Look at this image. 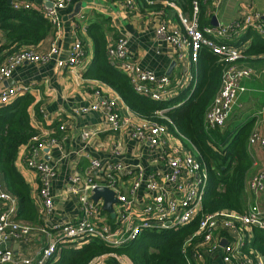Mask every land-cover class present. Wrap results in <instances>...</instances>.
Wrapping results in <instances>:
<instances>
[{"label":"built area","instance_id":"1","mask_svg":"<svg viewBox=\"0 0 264 264\" xmlns=\"http://www.w3.org/2000/svg\"><path fill=\"white\" fill-rule=\"evenodd\" d=\"M40 11L44 17L55 27L61 24L60 11L65 9L69 0H39ZM127 8L134 7L133 0H123ZM149 2H152L148 0ZM209 0H204L207 2ZM178 11L182 31H171L166 21L159 23L155 30L157 37H161L179 52L190 49L191 62L197 63L202 48H208L218 55L224 62L221 73V83L213 101L205 113L206 127H223L238 95L245 91L242 81L251 78L256 71L244 67L239 61L244 57L241 49L228 44L225 40L231 38L241 27L254 24L264 36V12H254L243 20H238L231 25L218 24L217 26H201L199 21L200 4L195 1L191 14L183 13L174 3H166ZM14 9H33L29 0H12ZM108 56L115 65L120 67L130 78L134 90L151 99L162 101L171 93L172 79L168 75H158L152 70L144 69L130 58L128 40L118 37L108 45ZM59 48L56 44L43 53L36 49H22L8 56L0 65V104H6L19 92L18 89L5 86L3 81L11 78L18 66L24 64L46 63L55 60L60 67L74 66L81 62L84 55L83 45L77 41L68 58H59ZM264 74V68L262 69ZM27 89V87L21 90ZM96 103L77 109L79 113L102 111L106 123L114 131L130 128L133 138L143 140L153 150H159L158 158H166L170 166L168 172H150L143 175L135 174L130 165L115 163L104 166L98 159L91 160V170L85 177L75 174L70 179V190L78 196L80 208L83 213L81 219L75 222H63L48 230V243L42 249L40 257L35 264H51L61 249L67 243L79 246L82 241L99 239L113 247L126 246L137 240L147 231H162L179 229L197 217L198 229L192 234L202 237L204 248L194 249L188 253L191 239L185 241L182 253L187 259V264H196L205 253L213 252L221 247V242L227 240L223 248L222 259L225 264H264V256L249 254L244 247L249 239L247 232L253 227L264 229V210L258 205H252L242 214H231L222 211L203 212V199L208 190L210 172L209 167L200 159V153L192 142L177 132L179 138L188 139L193 147V153H183L180 148L172 147L169 143L170 130L156 120L141 118L134 120L122 115L116 99L100 94ZM165 110H158L156 114L165 117ZM264 120V109L262 110ZM172 123V121L170 120ZM89 133L84 132L83 138H88ZM34 145L27 157L28 168L35 170L39 179V196L42 202L40 214L48 217L54 209V195L52 182L56 174L55 166L41 158V151L47 145L56 142L50 141L40 135L33 137ZM250 145H259L264 151V134L256 131L249 136ZM103 169L105 176L99 182L93 171ZM135 174L130 196L119 192V174ZM251 189L259 194L264 191V173L255 175L250 182ZM98 187L112 189L117 198V219L114 224L96 222L101 207L90 200V196ZM142 187L146 190L143 204L138 208L131 206L136 193ZM130 197H132L130 199ZM17 198L3 189L0 177V264L14 261V252L10 246L13 242L27 241L32 227L16 220ZM251 238V237H250ZM32 260L25 259L23 264H31Z\"/></svg>","mask_w":264,"mask_h":264},{"label":"crops","instance_id":"2","mask_svg":"<svg viewBox=\"0 0 264 264\" xmlns=\"http://www.w3.org/2000/svg\"><path fill=\"white\" fill-rule=\"evenodd\" d=\"M29 1L33 3L34 7H39L41 4L39 0ZM205 6L207 17H210V24L207 25L211 26H217L212 23L214 18L218 24L231 25L254 12H264V0H209L205 2ZM179 9L182 11L180 7ZM60 19V27L57 28L51 24V33L36 50L43 53L56 44L59 48L58 57L68 58L75 43L80 41L84 49L81 62L66 68L57 65L55 60L46 63L24 64L17 67L11 78L3 81L5 86L18 89V93H32L35 96V103L40 105V115L39 117L37 114L35 115L33 109L32 124L39 130V134L45 141L56 139V142L47 145L40 154L43 160L51 163L56 169L52 182L54 209L48 217H41L43 222L40 225H30L32 231L27 241H16L10 244L14 252V261L6 264H23L25 259H30L32 260L31 264H35L42 249L48 243V230L63 222H75L82 218L83 213L78 196L71 192L69 182L75 174L85 177L91 170L92 159L100 160L104 166L119 162L130 165L134 168L135 174L146 175L150 172H168L170 170L167 159L158 158L157 154L160 151L153 150L143 140L133 138L130 128H124L121 131L112 130L106 123L102 111L77 112V109L99 101L100 93L116 99L122 115L129 116L134 120L140 119L117 91L100 80L86 76L95 56V42L91 35L94 30L104 34L108 45L118 37H125L128 40L130 58L133 62L158 75H168L172 79L171 93L164 99L173 100L174 104L171 109L186 102L198 84L197 63L191 62L190 49L187 48L184 52H179L171 42L157 37L155 34L157 26L162 21L169 24L171 31H182L178 11L173 7L155 11L138 3L134 8L129 9L123 0H69L67 7L60 11ZM250 33H257L264 38L257 26L251 24L241 27L225 41L241 49L244 53L252 40L251 38L245 41L241 40ZM239 64L254 69L256 74L242 81L245 91L238 95L226 124L223 127H207L210 135L218 142H220L219 132L224 133L227 136L225 140L228 141L240 127L249 123H252L251 133L256 131L264 134V120L261 115L264 106L260 114L253 115L248 104L252 106L254 98L249 96L247 99L248 93H254L257 89L256 85L249 84L251 80L257 78L256 83L259 81L257 84L264 85V74L262 73L264 56L259 58L244 56ZM25 87L27 89L21 90ZM234 119H239V123H235L233 126ZM84 132L89 133L90 136L83 138ZM169 132V143L172 147L180 148L183 153H193V147L188 139L179 138L176 131L170 130ZM222 139L224 137L221 138V141ZM248 146L253 159V168L248 175L244 193L245 212L252 205H258L264 210V191L256 194L250 186L255 175L264 173V151L259 145L249 144ZM28 153L27 148L20 150L17 168L31 186L32 196L40 213L42 202L38 191L39 179L35 170L27 166ZM135 174L117 175L119 192L130 196ZM93 175L101 182L105 172L103 169H97L93 171ZM2 186L5 189L3 181ZM93 195L94 192L89 195L90 200L101 207L100 214L94 220L100 223L114 224L117 219L118 203H113V212H109L104 209V197L95 200ZM145 196L146 190L142 187L136 193V198L131 206L134 208L141 206ZM18 207L17 200V210ZM246 235L249 237V239L246 238L247 241L252 240V229H249ZM222 246L213 252L205 253L196 264H225L222 259ZM248 247H250V241L247 242L244 249ZM248 253L263 255L254 252ZM59 255L60 253L55 260L59 258Z\"/></svg>","mask_w":264,"mask_h":264},{"label":"trees","instance_id":"3","mask_svg":"<svg viewBox=\"0 0 264 264\" xmlns=\"http://www.w3.org/2000/svg\"><path fill=\"white\" fill-rule=\"evenodd\" d=\"M150 1L133 0V5L135 7L138 3L156 11L164 10L165 7L171 9L166 5L170 2L179 6L184 13L191 14L194 2L198 1L200 25L210 24L204 0ZM0 30L1 65L8 56L19 50L36 49L51 33L52 25L37 7L14 9L9 0H0ZM91 35L95 42V56L86 76L100 80L117 91L139 117L163 123L169 130L181 133L192 142L210 172V184L203 199L204 213H244V193L248 175L253 168L248 146L252 123L240 127L228 141L225 140L227 136L219 132L220 142L213 139L205 124L206 110L221 83L224 62L220 57L206 47L201 49L196 65L197 87L186 102L171 109L173 100L157 101L137 93L127 74L109 59L108 42L104 34L94 30ZM248 38L252 41L244 51V56H264V38L257 33H250L241 41ZM39 106V103H35V96L26 92L17 93L10 102L0 104V177L6 191L18 200L17 220L29 225H40L43 220L32 196V188L17 168V159L22 148L30 152L37 144L32 140L39 130L33 126L32 119L33 109L39 117ZM158 110H165V117L158 116ZM198 219L179 229L147 231L134 242L121 247L109 246L95 238L82 241L79 246L67 243L61 249L59 258L51 264H187L182 247L198 229ZM252 232L250 247L244 251L264 255V229L253 227ZM202 240L200 236L192 238L188 253L196 248L202 250L205 247Z\"/></svg>","mask_w":264,"mask_h":264},{"label":"rangeland","instance_id":"4","mask_svg":"<svg viewBox=\"0 0 264 264\" xmlns=\"http://www.w3.org/2000/svg\"><path fill=\"white\" fill-rule=\"evenodd\" d=\"M227 43L231 44L229 42H227ZM255 80H257V78H254V80H251V83H249V84L250 85L251 84L256 85L257 89L254 93H250V94L248 93L247 99L249 98V96H252L254 98L252 106H251V104H248V105H250L251 113L253 115H258V114H260V111H261L262 107L264 106V85L257 84V83H259V81H257V83H256ZM235 123H239V119H234L232 125L234 126ZM151 249H153V247Z\"/></svg>","mask_w":264,"mask_h":264},{"label":"water","instance_id":"5","mask_svg":"<svg viewBox=\"0 0 264 264\" xmlns=\"http://www.w3.org/2000/svg\"><path fill=\"white\" fill-rule=\"evenodd\" d=\"M9 3L12 4V0H9ZM214 25H218V22L214 20L212 21ZM100 197H104L105 204L104 209L109 212H113V203L117 202L116 194L113 190L106 187H98L94 190L93 198L98 200ZM226 241L223 240L222 245H225Z\"/></svg>","mask_w":264,"mask_h":264}]
</instances>
